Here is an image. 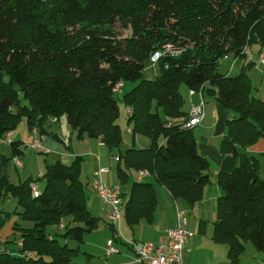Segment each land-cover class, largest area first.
<instances>
[{"label":"trees","instance_id":"obj_1","mask_svg":"<svg viewBox=\"0 0 264 264\" xmlns=\"http://www.w3.org/2000/svg\"><path fill=\"white\" fill-rule=\"evenodd\" d=\"M165 44L181 52L160 57L154 76L146 77L150 56ZM263 46L264 0H0V138L22 119L29 131L46 134L50 119L65 115L78 139L116 148L123 218L133 225L151 220L155 182L192 204L211 182L193 127H184L189 109L180 86L205 92L233 113L220 150L239 159L216 176L212 238L226 244L232 258L247 243L264 251V179L255 159L239 151L264 137V100L252 94L247 73ZM226 58L244 62L234 74L233 68L220 72ZM124 82L135 84L114 90ZM119 101L131 133L144 136L145 145L119 149ZM21 145L11 139L9 156L1 157L0 200L14 198L12 213L29 224L14 225L22 245L16 252L0 250V264H79L73 261L79 244L99 225L87 208L92 190L83 180L84 157L57 158L36 179L15 183L6 166L24 154ZM143 169L155 182L138 174L130 180L132 170ZM37 180L42 184L33 195L30 184ZM52 225L60 231L47 232ZM83 254L84 264H94Z\"/></svg>","mask_w":264,"mask_h":264},{"label":"crops","instance_id":"obj_2","mask_svg":"<svg viewBox=\"0 0 264 264\" xmlns=\"http://www.w3.org/2000/svg\"><path fill=\"white\" fill-rule=\"evenodd\" d=\"M243 62L244 60L242 59H236L235 64H237V68L241 67ZM255 68L256 67H252L249 71L247 70L248 75H250L251 77L253 75L257 76V74L254 73L253 70ZM258 69L259 70H256L260 72V69L262 68ZM262 70L264 73V69ZM144 71V75L146 77L151 78L154 76L151 65L146 67ZM122 86H124V84H122ZM255 89L256 94L253 95H256L257 97L264 100V84L262 83V81L259 85L255 84ZM189 94L191 96L196 94L198 95V92L189 89ZM190 103L193 104L195 102H189L187 110L191 106ZM206 105L207 104H205V116L203 120L198 125L192 128L197 143L198 152L209 162L211 182L204 187L202 198L193 204L188 202L185 198H174L166 188L154 181L152 175H148L143 177V179L155 182L154 187L157 196V205L152 213L151 220L142 218L137 223L129 225L123 218L120 223L113 224L110 223L107 219V207H105L98 196L92 191L89 193V199H87V208L94 216H97L99 218V225L93 231L88 232L85 235L83 242L79 245L78 254H83V252H86L88 254H91L92 256H94L93 254L99 255V252H97L96 250H91L92 248H88V244L90 246H94V249L98 247L100 251L101 249L104 250L106 242L109 239H112L114 244L119 248V252L113 255H109L108 260L107 257H105V261H99V264H141L136 259L134 253L131 251L128 245H126V242L130 240H142L151 242L164 240L167 230L176 225V209H180L185 211L188 228L193 233L192 237L184 244L182 254L183 264H264V251L257 250L254 246H252V244H246L244 253L237 258H232L228 255L227 245L221 242H217L212 238L213 222L216 218V199L220 195V188L216 184V176L219 172L231 171L239 162V159L238 157H234L229 153H223L220 150L221 142L226 135V121L233 117V113L220 106L216 101L215 104L209 108L208 112H206ZM53 119L54 118L50 119V126L46 128L47 133H49L50 131L52 134L46 133L43 135H39L44 149H46L44 159H42L40 156H38L40 159H31V161L34 163L33 167H31L29 161H22V158H20L23 157V155L25 154L24 153L23 155L19 156L22 162L21 168H23V170L36 169V175H41L43 173L45 163H52L55 159L60 158V155L62 154H66L67 157L71 155H82L83 157H86L85 155L89 154V157L84 158V161L82 163V173L84 171L85 173H87L88 171L90 173V175L88 176L96 177L99 169L105 168L107 170L105 172H102L100 175L102 181L107 185L119 184L116 175L117 161L115 158L117 154H113V150H108L103 143H101L98 139H95L97 141V145L93 143L90 144L98 147L96 152H93V150L89 147L85 149L78 148V151L82 152H67L66 150H64L62 144H64L63 139L67 137L69 129L67 126L59 122V119L55 121H53ZM21 122L22 120L18 125L20 126V124L23 123L27 129L25 121H23L22 123ZM56 124H58V126L55 129ZM19 126L16 130L11 131L10 138L13 141L20 140L22 142L21 147L25 144L23 142L24 140H28L27 144H31L33 139H35L38 135L34 134L28 129L24 134H22L19 131ZM22 129L24 130V127H22ZM129 132L130 128L127 125V133ZM53 134H57L58 138L53 136ZM49 135L51 137H48ZM43 136H47V138ZM71 136L72 132L70 134V139ZM73 136L75 137L76 133L75 135L73 134ZM59 137L61 141L59 140ZM84 138L85 137L81 138V140H84ZM133 143L136 146H143L147 143V141L145 139H140L139 137H133L130 145ZM239 151L242 154L255 159L257 163L258 173L260 177L264 179V137L259 138L255 143L248 147L240 148ZM9 154L10 146L8 144L0 142V173L2 172L3 168L1 165V157L9 156ZM12 162L13 161L10 160L7 165H11ZM6 172L9 176V179L11 180L10 172L7 166ZM131 174L132 175L130 177V180L132 181L136 178L138 172L132 170ZM27 175V177L35 176L32 173H29ZM87 178L90 183L89 186L91 188L93 180L89 177ZM128 187L129 184L126 185L125 188ZM14 200V198L8 197H6L4 200H0V250L6 249L10 252L17 251V242L18 240H20V236H18V238L14 236V242L16 241L17 247L15 248L14 246L10 245L9 239L11 233H17L19 235V232L14 229V225H16L17 223L22 226L29 224L22 219L21 220L23 222L21 223L19 216L12 213V211L16 207V201ZM101 233V236L104 239L105 243L103 242V240H93V236H97ZM88 238L93 239L89 241ZM93 258H98L100 260L99 257Z\"/></svg>","mask_w":264,"mask_h":264},{"label":"built area","instance_id":"obj_3","mask_svg":"<svg viewBox=\"0 0 264 264\" xmlns=\"http://www.w3.org/2000/svg\"><path fill=\"white\" fill-rule=\"evenodd\" d=\"M244 47L243 50H245ZM181 52V49L174 47L171 44H165L162 48L155 51L150 56V65L153 66L157 63L158 59L164 55L176 56ZM227 59V58H226ZM231 61V59H230ZM231 66L228 67V72H230L234 66L235 61H231ZM256 65L258 68L264 69V46L258 53L256 58ZM121 83L114 87V90L119 91ZM192 92V91H191ZM199 95V100L197 103L191 104L188 112V117L184 123V127H194L198 125L205 116V100L202 96L201 91H196ZM55 121V119H53ZM34 134L38 136L33 139L30 146L36 151H45L40 136L35 127L31 130ZM11 130L6 131L3 137L0 138V142L8 144L11 141L10 138ZM66 154L60 155L62 161H66ZM118 159L117 157L115 158ZM13 162L17 167H22V162L19 157H13ZM107 169H99L95 180L92 182L91 189L95 192L108 207L107 219L110 223L117 224L123 219L122 214V198H121V188L119 184L107 185L102 181L100 175ZM150 175L148 170H139L138 178L141 179L145 176ZM33 195L38 194V185L36 182L30 184ZM63 227V224H60ZM193 233L188 228V223L186 219V214L184 210L176 209V225L166 232V237L164 240L158 242L142 241V240H130L126 242V245L134 253L136 259L141 264H183L182 254L184 249V244L192 237ZM20 247L22 245L21 241L17 242ZM107 254L116 253L119 248L114 244L112 239L107 241Z\"/></svg>","mask_w":264,"mask_h":264},{"label":"rangeland","instance_id":"obj_4","mask_svg":"<svg viewBox=\"0 0 264 264\" xmlns=\"http://www.w3.org/2000/svg\"><path fill=\"white\" fill-rule=\"evenodd\" d=\"M118 29V32H120L122 35H126V34H128L129 33V30H122V29H119V28H117ZM231 64H232V62L230 61V58H228V59H226V60H224L222 63H221V65L218 67V70L220 71V72H227V69H228V67L229 66H231ZM253 67H256L255 69H253L254 70V73H256L257 74V76H250L251 77V82H252V85H253V90H252V94H256V89H255V84L256 85H259L260 83H261V81H262V83L264 84V78H263V75H264V73H263V70L262 69H260V72L259 71H257V70H259L258 68H257V66H256V64L253 66ZM236 68H237V64H235L234 66H233V70H232V74H234V73H236L237 71H236ZM151 69H152V72L153 73H155V71H156V64L155 65H153V66H151ZM231 69H232V67H231ZM251 69V68H250ZM249 69V70H250ZM257 69V70H256ZM248 70V71H249ZM247 71V72H248ZM145 72V71H144ZM134 84L135 83H133V82H124V86L121 88V86H120V88H119V90L121 89V92H126V91H128L132 86H134ZM180 91L182 92V95H183V97H184V99H185V103H184V108L185 109H187V106H188V104H189V102H195V103H197L196 101H198L199 100V97H198V95L196 94V95H190L189 94V89H188V87L185 85V84H182L181 86H180ZM203 97H204V100L206 101V103L205 104H207L206 105V112H208V110H209V108L210 107H212L214 104H215V99H214V97L212 96V95H208V94H206L205 92L203 93ZM116 96L117 97H119L120 96V94L117 92V94H116ZM196 100V101H195ZM191 104V103H190ZM161 113V112H160ZM162 114V113H161ZM163 116V115H162ZM24 120L22 119V122H23ZM21 122V123H22ZM59 122H61L63 125H65V126H67L68 127V129H69V133H67V137L66 138H64L63 140H64V144H62L63 145V147H64V150H66L67 152H74V151H77V152H82V151H78L79 149H85V148H91L92 150H93V152H96V150H97V146L95 147V145H97V141L95 140V138H89V137H85L84 138V140H78V139H76L77 137L75 136H73V134L75 135V133H74V131L75 130H73V128L68 124V122H67V120H66V116L65 115H62V116H60V118H59ZM117 123L119 124V126H120V128H121V130H122V136H123V142H122V144L120 145V147H119V149L121 150V151H124L126 148H128L129 146H130V143H131V141H132V139H133V137H139L140 139H145L146 141H147V139L144 137V136H142V135H139V134H135V135H133L132 133H131V131L129 132V133H127V107L123 104V102H121V101H119V117H118V119H117ZM19 126V125H18ZM18 126L16 127V129L18 128ZM58 126V124H56L55 125V129H56V127ZM22 127H24V130L22 129ZM15 129V130H16ZM19 131L22 133V134H24L26 131H27V129H26V127L24 126V124L22 123V124H20V126H19ZM71 132H72V136H71V139H70V134H71ZM65 136V135H64ZM43 137H46L47 138V136H43ZM48 137H51L50 135L48 136ZM68 137H69V140H68ZM53 138V137H52ZM71 140V141H70ZM81 141H84V142H81ZM24 143V145L22 146V149H23V151H24V155H23V157H20V158H22V161L23 160H26V161H29V163L31 164V167H33V165H34V163L31 161V159H37V158H39L38 156H40L42 159H44V155H45V153L43 154L42 152H40V151H36V150H34V149H32L31 148V146H30V144H27L28 143V140L26 141V140H24L23 141ZM58 142V141H57ZM69 142H71V143H69ZM90 143H93V144H95V145H93V144H90ZM79 148V149H78ZM107 148V147H106ZM105 149V148H104ZM108 149V148H107ZM109 150V149H108ZM65 151V152H66ZM118 153V150L115 148V149H113V154H117ZM69 154H71V153H69ZM75 156V155H74ZM74 156H69V157H67V162H70L71 161V159L74 157ZM86 157H84V158H87V157H89V154H87V155H85ZM40 159V158H39ZM7 167H8V170H9V172H10V178H11V181L12 182H15V183H18V182H21L22 180H24L28 175L27 174H29V173H32V174H34L35 176H33L34 177V179H36V177H38L39 175H36V169L35 170H32V169H30V170H23V168H21V167H16L15 165H14V162H12L11 163V165H7ZM97 173V172H96ZM83 180L84 181H87L88 182V178L87 177H89L90 179H92L93 181L95 180V176L93 177H91V176H88V175H90V173L87 171V173H85V171L83 172ZM37 182V185H38V188H39V186H41V181H39V180H37L36 181ZM92 190V189H91ZM95 193V192H94ZM96 194V193H95ZM97 195V194H96ZM98 196V195H97ZM98 198L100 199V201L103 203V201L101 200V198L98 196ZM88 199H89V197H88ZM15 201V200H14ZM88 201V200H87ZM104 204V203H103ZM105 205V207H107L106 206V204H104ZM107 209H108V207H107ZM21 220V219H20ZM26 221V220H25ZM21 223L23 222L22 220L20 221ZM26 223H29L28 221H26ZM54 231H57V232H59L60 230L57 228V225H52V226H49V227H47V232H54ZM87 233H85V235H86ZM85 235H84V237H85ZM102 233L101 234H99V235H97V236H93L94 237V239L93 238H88V240L90 241V240H94V241H102L103 240V242H104V239L102 238ZM14 236L16 237V238H18V234L17 233H11V235H10V245H12V246H14L15 248L17 247V245H16V242H12L13 241V239H14ZM86 238H87V236H86ZM68 243H69V246H74V245H76V242L74 241V240H68ZM105 243V242H104ZM248 245H251L250 243H247ZM80 245V244H79ZM88 248H92L91 250H96L97 252H99V255H95V254H93L94 256H92L91 257V261L92 262H94V264H99V261H105V257H107V260H108V256L109 255H113V254H116V253H118V252H116V253H112V254H107V242H106V245H105V248H104V250H100L99 251V248L98 247H96L95 249H94V246H90L89 244H88V246H87ZM105 253V254H104ZM82 254V253H81ZM77 254V255H75L74 257H73V261L74 262H77V263H79V264H84L85 263V256H84V254ZM91 255V254H90ZM106 255V256H105ZM93 257H99L100 258V260L98 259V258H93ZM94 260V261H93ZM96 262V263H95Z\"/></svg>","mask_w":264,"mask_h":264}]
</instances>
